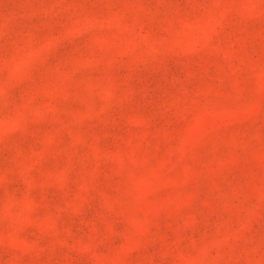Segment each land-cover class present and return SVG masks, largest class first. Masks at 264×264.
<instances>
[{
  "label": "rangeland",
  "instance_id": "obj_1",
  "mask_svg": "<svg viewBox=\"0 0 264 264\" xmlns=\"http://www.w3.org/2000/svg\"><path fill=\"white\" fill-rule=\"evenodd\" d=\"M0 264H264V0H0Z\"/></svg>",
  "mask_w": 264,
  "mask_h": 264
}]
</instances>
